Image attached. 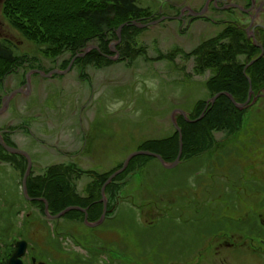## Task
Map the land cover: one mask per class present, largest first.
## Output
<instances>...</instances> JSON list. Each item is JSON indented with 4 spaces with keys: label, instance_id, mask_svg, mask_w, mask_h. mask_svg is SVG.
I'll return each instance as SVG.
<instances>
[{
    "label": "rangeland",
    "instance_id": "rangeland-1",
    "mask_svg": "<svg viewBox=\"0 0 264 264\" xmlns=\"http://www.w3.org/2000/svg\"><path fill=\"white\" fill-rule=\"evenodd\" d=\"M187 1L200 8L204 0ZM168 2L138 0L155 16L174 13ZM231 15L214 6L207 12L211 21L166 20L139 29L135 40L146 52L130 66L116 61L101 69L87 66L85 73L75 67L52 77L36 74L30 89L17 97L22 108L11 107L4 115L6 121L27 126L17 129L16 137L42 167L73 161L85 170L109 171L145 141L169 136L176 110L189 113L197 101L210 99L205 82L211 73L193 75V60L182 55L217 36L234 21ZM8 31L16 52L27 54L31 61L38 56L44 70L54 66L59 70L70 58L66 54L55 63L39 55V47L12 25ZM175 49L181 52L172 60H156ZM247 127V137L237 144L176 168L168 170L152 162L145 177L136 175L125 189L115 219L97 228L72 214L58 221H37L38 227L32 226V220L26 232L46 254L39 258L53 263L52 243L58 248L68 241L75 246L72 256L61 258L60 264H264V101L250 114ZM89 181L82 177L79 190ZM39 228L43 234L35 235ZM57 228V232L63 229L61 234ZM88 243L98 250L85 249ZM101 248L104 257L98 255ZM88 252L97 256L87 260Z\"/></svg>",
    "mask_w": 264,
    "mask_h": 264
},
{
    "label": "trees",
    "instance_id": "trees-1",
    "mask_svg": "<svg viewBox=\"0 0 264 264\" xmlns=\"http://www.w3.org/2000/svg\"><path fill=\"white\" fill-rule=\"evenodd\" d=\"M246 2V6H249L251 0ZM230 12L236 21L228 22L217 36L200 42L192 52H183L182 56L193 60V75L211 73L205 82L209 98L220 92H228L237 103H245L250 88L248 78L251 79L253 95H264V55L260 57L261 49L246 33L248 20L243 23L236 15L237 11L232 9ZM3 14L29 42L39 47L44 57L56 63L59 57L70 54V58L61 64V69L67 68L71 59L77 53L83 52L87 46L97 45L100 51L92 50L85 58L75 61L73 69L81 67V70L87 66L101 69L116 63L106 55H112L110 43L118 41L117 30L123 23L134 20L148 22L158 18L153 16L150 8L140 6L138 0H8ZM138 31V28L131 25L124 27L122 41L117 46L120 53L118 61H125L129 66L146 52V47L136 43ZM256 38L264 48L263 28L257 30ZM180 52V49H175L173 54L159 55L156 60H172ZM255 59L256 62L245 70ZM35 62L31 61L28 55H19L13 42H1L0 83L7 74L23 67L25 63L32 65L31 68H38ZM263 101L264 97H260L254 105L239 110L228 97L222 95L213 106L208 107L205 117L199 122L188 123L178 115L177 121L182 129L184 144L181 161L191 162L228 144L242 141L247 137L250 114ZM206 105L207 100L197 101L193 111L188 113L189 118H199ZM19 128L21 126L10 127ZM172 128L173 132L169 136L147 140L138 150L157 153L167 163H173L179 154V133L173 124ZM154 161L163 168L156 158L137 156L122 174L113 179L106 188V195L110 198L109 209L126 198L125 189L136 175L140 174L144 178L147 167ZM22 165H26L24 158ZM122 165L120 162L106 172L82 170L75 164L65 163L49 167L43 179L48 184L50 180H53V183L58 182V187H54L51 194L57 196L59 203L56 212L59 213L70 205L90 207L93 213L89 220H98L103 212V204L98 202L101 199V188ZM70 171L74 173V191H71L67 183ZM84 176L90 178V181L83 190H79L80 179ZM51 188L50 185L44 188L48 196H51ZM72 215L84 222L82 213L76 211Z\"/></svg>",
    "mask_w": 264,
    "mask_h": 264
},
{
    "label": "flooded vegetation",
    "instance_id": "flooded-vegetation-1",
    "mask_svg": "<svg viewBox=\"0 0 264 264\" xmlns=\"http://www.w3.org/2000/svg\"><path fill=\"white\" fill-rule=\"evenodd\" d=\"M7 1L8 0H0V43L3 41L13 42L14 38V36H11L10 32L8 31L11 25L4 18L5 16L3 17L1 14L2 9L4 8ZM261 2L262 0H257L255 8H253L248 13L234 8L232 7V5L238 4L242 6V8L247 10L250 9L252 0L249 6H246V0H204L200 8H197L190 2L188 3L187 0H183L179 4L172 2V0H169V4L167 6L170 10L174 12L177 11V15H175L174 17L179 16V20L183 21H186L187 19L188 23L190 24L194 23L196 20L211 21L207 16V12L214 6L218 11H221L223 13H228L233 9L234 11L238 12L236 13V15L241 22L245 23L248 20V24L245 27L246 33H248V28H251V30L253 29V33L256 38L257 30L264 27V25L261 23L264 19V10L257 14L253 26H251V22L252 17L255 16L256 7L259 6ZM207 3L208 9L206 14L201 17L196 16L195 14L201 12V10ZM26 64L27 63H25L23 67H18L15 69V71L7 74L1 81L0 107L3 105L7 96L19 89L20 92L14 94V96L10 100L9 107H13L16 109L22 108V101L18 100L17 97L22 95V89L25 90L24 86L27 82L26 75L28 71L34 69L30 68L29 70H27ZM37 67L39 69H43L44 66H42L41 64H37ZM11 126L12 124L6 121V117L4 116V114L0 115L1 138L8 146L22 152V146L19 143L18 137H16L15 133L17 129H10ZM18 132L20 131L18 130ZM26 153L30 156L32 164L26 187L27 195L23 186V176L27 169L28 159L23 156L22 153L9 152L0 144V264H9L10 258L13 256V254L18 250H22V248L24 249V253L20 257L22 264H46L39 258L43 256L46 257V254L40 251V248L35 245L32 239L29 237L28 233L26 232L27 226H31L32 220L33 227H38L37 221L50 220L51 222H53L59 220L51 218V216H55L56 214H58V212H56L59 207V203H57V196L51 195L53 192V188L58 187V182L55 181V183H53V180H50L48 184L47 181L43 179L45 174H47V169L57 164H48L42 167L40 164L34 163L33 157L28 152ZM67 156L69 155L67 154ZM22 158H24V160L27 162L25 166L22 165ZM37 165H39V167ZM73 178L74 173L70 171L67 183L71 191H74ZM43 184L47 185L44 186ZM49 185L52 186L51 190L49 191L51 196H48L45 192L46 187L48 188ZM45 200L48 202V207H46ZM27 208H29V211L26 210ZM86 209L88 212V217L90 218L93 212L90 211V207H86ZM68 215L69 214H67L66 216ZM68 219H70V221H68L70 224L68 223V225L73 226L74 222L72 221V218ZM39 229L40 231L36 230L34 232L35 235H41V233L43 234V232H41L42 229ZM55 230L57 232L58 228ZM61 231H58L57 233L61 234ZM67 233L72 235V238H75L74 231L68 229ZM46 241L47 243H49V239H47ZM98 244V246H102L99 241ZM55 246L56 243H52L50 250L54 259L53 263L50 264H60L59 260L61 258H66L69 260V258L72 256V248L75 247L74 243L70 245L68 241L63 242L61 247L57 248V246ZM85 247L88 250H98L95 245H91L89 243L86 244ZM103 250L104 249L102 248L99 250L98 255L101 257L105 256L104 254H102L103 252H105ZM86 256L87 260H91V258H95L97 254H91L88 252Z\"/></svg>",
    "mask_w": 264,
    "mask_h": 264
},
{
    "label": "water",
    "instance_id": "water-1",
    "mask_svg": "<svg viewBox=\"0 0 264 264\" xmlns=\"http://www.w3.org/2000/svg\"><path fill=\"white\" fill-rule=\"evenodd\" d=\"M216 1V0H215ZM209 3V2H208ZM208 3L204 6V8L201 10V12H198L196 13L195 15L198 16V17H201V16H204L207 12V9H208ZM256 6V1L255 0H252V5L250 7V9H244L242 8V6L238 5V4H234L232 5V7L234 8H237V9H240L246 13L250 12L253 8H255ZM264 10V0L259 4V6L256 7V10H255V16L252 17V22H251V26H253L254 24V21L257 17V14L260 13L261 11ZM165 19H167V17H162L161 19L159 20H156V21H152V22H149V23H140L138 21H132L130 23H123L117 30V37H118V41L117 42H112L110 44V51L115 55V56H108L111 60L113 61H117L120 59V53L119 51L117 50V46L121 43L122 41V31L124 29L125 26H128V25H132L134 27H137L139 29H144V28H147L149 26H152V25H156V24H159L161 23L162 21H164ZM248 35L253 39L254 41V44L256 46H258L260 49H261V55L260 57H262L264 55V48L261 44L258 43L257 39L255 38V35L253 33V29L251 30V28H248ZM92 50H98L100 51L99 47L97 45H89L84 52L82 53H77L73 58L72 60L70 61L68 67L65 69V70H52L51 72L49 73H45L41 70H38V69H35V70H31L30 72L27 73L26 75V85L24 86L26 89H30V85H31V76L33 74H38V75H42L44 77H52L54 74H58V75H63V74H66V73H69L75 63V61L79 58H84L86 57ZM259 57V58H260ZM257 59L251 61L245 68V70L247 68H249L251 65H253L255 63ZM248 81H249V84H250V88H249V94H248V98H247V101L245 103H237L236 100L234 99L233 95L228 93V92H220L218 94H216L215 96H213L212 98H210L208 101H207V105H206V108L204 109L203 113L200 115L199 118L195 119V120H191L189 117H188V114L186 111H183V110H176L172 116H171V122L173 124V126L175 127V129L178 131L179 133V154H178V157L176 158V160L173 162V163H167L163 157L157 153H154V152H151V151H144V150H141V151H134L132 152L130 155H128V157L125 159V161L123 162V165L121 167V169H119L118 171L114 172L108 179L107 181L104 183V185L102 186V189H101V195H102V199L100 200L101 203H103L104 205V209H103V214L101 215L100 219L96 222H89L88 221V212H87V209L85 208H82V207H79V206H69L67 207L66 209H64L63 211H61L60 213H58L57 215L55 216H51V218L53 219H59L61 218L62 216L66 215L68 212H72V211H79V212H82L85 214V224L89 227H97L99 226L100 224H102L106 218V213H107V202H108V198L106 196V187L112 182V180L122 174L129 166V163L130 161L134 158V157H137V156H150V157H154L156 159H158L160 161V163L162 164V166L166 169H173V168H176L180 163H181V156H182V152H183V133H182V129L181 127L179 126L178 124V121H177V114H180L188 123H195V122H199L201 121L204 117H205V114H206V111L208 109V107L211 105L213 106L216 101L218 100V98L220 96H226L228 97L231 102L237 107V109L239 110H243V109H246L248 108L251 104H254V102L258 99V97L260 96H254L253 97V90H252V84H251V79L248 78ZM20 90H16L14 92H12L9 96H7L5 98V101L2 105V107L0 108V114L4 113L7 111V109L9 108V103H10V100L12 99V97L14 96V94L16 93H19ZM26 91L22 89V93H25ZM253 97V98H252ZM0 144L6 149L8 150L9 152L11 153H22L23 156H25L27 159H28V164H27V169H26V172L23 176V186H24V189H25V193L27 195V179L30 175V171H31V168H32V164H31V159H30V156L22 150L19 151V150H16L15 148H12V147H9L8 145L5 144V142L3 141V139L1 138L0 136ZM46 201V200H45ZM46 207H48V202L46 201ZM24 253V249L22 248V250H18L10 259V262L9 264H22V262L20 261V256H22ZM42 264V263H41Z\"/></svg>",
    "mask_w": 264,
    "mask_h": 264
},
{
    "label": "clouds",
    "instance_id": "clouds-1",
    "mask_svg": "<svg viewBox=\"0 0 264 264\" xmlns=\"http://www.w3.org/2000/svg\"><path fill=\"white\" fill-rule=\"evenodd\" d=\"M112 110V108H111V106L109 107V111H111ZM137 115H139V113H137Z\"/></svg>",
    "mask_w": 264,
    "mask_h": 264
}]
</instances>
